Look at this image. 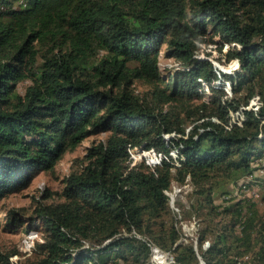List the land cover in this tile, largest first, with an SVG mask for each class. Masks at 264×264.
Segmentation results:
<instances>
[{
    "label": "trees",
    "instance_id": "trees-1",
    "mask_svg": "<svg viewBox=\"0 0 264 264\" xmlns=\"http://www.w3.org/2000/svg\"><path fill=\"white\" fill-rule=\"evenodd\" d=\"M165 44L183 68L163 71ZM205 46L240 70L221 72ZM96 134L61 191L43 190L28 217L8 210L6 230L28 218L42 235L0 264H152V245L172 264H264V0H0V213ZM140 149L166 157L134 162ZM175 182L192 186L180 214ZM193 217L198 249L181 227Z\"/></svg>",
    "mask_w": 264,
    "mask_h": 264
},
{
    "label": "rangeland",
    "instance_id": "rangeland-1",
    "mask_svg": "<svg viewBox=\"0 0 264 264\" xmlns=\"http://www.w3.org/2000/svg\"><path fill=\"white\" fill-rule=\"evenodd\" d=\"M164 47L160 50V58H161V66L163 71H168L169 69L179 68V63L171 57H167L164 53ZM212 52L211 57L214 60L215 65L218 67L219 70L225 71L227 73H232L234 75V71L240 70L239 63L236 59L227 60L226 57L221 55V53L216 48H211L209 46H205V48L201 51L200 56H206V53ZM220 82H224L226 84V88L229 89L227 78H220L219 80L215 81L216 84H221ZM137 88L142 90L145 88V85L141 82L137 83ZM106 137V134H96L90 137L85 138L82 143L72 151H67L66 154L62 157V159L58 162L54 170H43L37 172L31 184L17 192H13L9 194L6 198H4L2 202V208L7 210L6 213L3 211L0 213V251L4 252H12L15 250L19 251V254H15L12 257L13 261H17L19 259H24L27 256L32 255L33 251V244L35 240L41 239V224L38 221H33L28 218H24L25 221L21 227L23 228L22 232L18 230L17 232L13 233L11 230H6L4 225L7 223L8 217L6 216L9 209H19L24 208L27 217L31 214L32 205L34 198L38 196L43 190L49 189L53 190L54 192L61 191L64 178L73 170L75 163L77 164V158L83 157L87 151V148L92 145L93 143L98 142L99 140H103ZM134 162L140 161L141 158L137 153L133 154ZM264 171H258L257 173V180L254 178L253 181L260 182ZM254 186L247 188L246 195L249 196H256L258 197L261 194V189L259 186H256L257 182ZM188 185V186H187ZM187 186V187H185ZM180 187H184L179 190ZM192 190V186L190 184L180 185L179 183H174L172 188L168 191L170 195L171 205L174 207L180 208V199L187 202L188 201V192ZM182 232L185 238L194 239V243L197 246V238H198V228L199 224L196 218L187 219L182 223ZM33 228V229H32ZM26 229L30 230H37L36 232H31L33 235V239H30L29 232ZM31 234V235H32ZM209 241L205 242V245ZM198 249V246H197ZM152 261V259H150ZM171 258L167 259V264H172Z\"/></svg>",
    "mask_w": 264,
    "mask_h": 264
},
{
    "label": "built area",
    "instance_id": "built-area-1",
    "mask_svg": "<svg viewBox=\"0 0 264 264\" xmlns=\"http://www.w3.org/2000/svg\"><path fill=\"white\" fill-rule=\"evenodd\" d=\"M233 44H236V43H233ZM238 45V44H237ZM239 46V45H238ZM229 47V45H226L224 50H227ZM236 61L238 62V60L236 59ZM239 63V62H238ZM179 67H182L180 64H178ZM240 66V65H239ZM239 71V70H238ZM221 72H225V71H221ZM237 72L234 71V74ZM220 73V72H219ZM232 74V73H231ZM223 78V77H221ZM228 83V82H227ZM229 84V83H228ZM207 89L210 90V86L209 85H204L202 88H200V92L204 93ZM211 92V91H210ZM260 104H261V101H260V98L259 96H255L253 97V99L251 100V103L248 105V106H243L240 110L236 111V112H232V122H236L238 124H242L243 122V119H244V109H247V108H253L254 110H258L259 107H260ZM169 136V135H167ZM179 153V150L178 149H173L171 154L174 156V157H177ZM133 154H135L133 152ZM139 157H146L147 158V161L149 163H158L162 160L163 157H166L164 154L162 153H159L157 151H155L154 149H151V150H142L141 152H139ZM184 157V156H183ZM176 164H179L178 160L176 161ZM185 185V184H184ZM188 186V185H187ZM185 186V187H187ZM182 188L184 187H180L179 190H181ZM174 208L178 211V213L180 214L181 212V209L179 207H175ZM36 232V230H31L28 234L29 236L31 237L30 239H33V235L34 233L32 234L31 232ZM32 234V235H31ZM34 240V239H33ZM209 245V242L205 245V246H208ZM152 253H151V259L152 261L150 260V262L152 264H167V259L171 258V261L173 262L174 259L172 258V256L168 253V252H165L163 251L161 248H159L158 246L156 245H152Z\"/></svg>",
    "mask_w": 264,
    "mask_h": 264
},
{
    "label": "water",
    "instance_id": "water-1",
    "mask_svg": "<svg viewBox=\"0 0 264 264\" xmlns=\"http://www.w3.org/2000/svg\"><path fill=\"white\" fill-rule=\"evenodd\" d=\"M181 68H183V67H181ZM200 264H206V262L203 259H201Z\"/></svg>",
    "mask_w": 264,
    "mask_h": 264
},
{
    "label": "clouds",
    "instance_id": "clouds-1",
    "mask_svg": "<svg viewBox=\"0 0 264 264\" xmlns=\"http://www.w3.org/2000/svg\"><path fill=\"white\" fill-rule=\"evenodd\" d=\"M200 57H203V56H200ZM205 93V92H204ZM208 94H211V92L210 93H208ZM141 150V149H140ZM140 150H139V152H140ZM143 150H145V149H143ZM142 151V150H141ZM139 152L137 153V154H139ZM33 229V228H32ZM31 229V230H32ZM35 230V229H34ZM30 231V230H29ZM37 231V230H36Z\"/></svg>",
    "mask_w": 264,
    "mask_h": 264
}]
</instances>
